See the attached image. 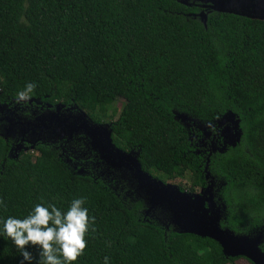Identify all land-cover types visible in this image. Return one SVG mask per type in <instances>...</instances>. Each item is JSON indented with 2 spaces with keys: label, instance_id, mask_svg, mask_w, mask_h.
Masks as SVG:
<instances>
[{
  "label": "trees",
  "instance_id": "1",
  "mask_svg": "<svg viewBox=\"0 0 264 264\" xmlns=\"http://www.w3.org/2000/svg\"><path fill=\"white\" fill-rule=\"evenodd\" d=\"M197 4L0 0V105L17 104L16 93L35 82L28 98L45 113L62 103L110 123L114 144L137 153L145 171L163 181L189 173L191 192L207 185L208 161L215 200L226 206L221 226L262 232L264 251V20L206 11L205 26ZM119 99L116 114L111 107ZM229 111L240 118V141L209 154L199 142L204 133L207 143L219 141L217 123ZM4 123L0 219L23 218L37 203L64 211L83 198L91 219L74 264H104V257L108 264H236L242 257L225 256L210 237L180 232L168 212L147 213L130 175L78 174L56 145L40 142L12 157L15 135L1 134ZM28 251L36 264L39 249ZM19 259L10 239H0V264Z\"/></svg>",
  "mask_w": 264,
  "mask_h": 264
},
{
  "label": "water",
  "instance_id": "2",
  "mask_svg": "<svg viewBox=\"0 0 264 264\" xmlns=\"http://www.w3.org/2000/svg\"><path fill=\"white\" fill-rule=\"evenodd\" d=\"M186 5L197 4L201 11L198 13L206 26V11L233 13L250 18L264 20V0H177ZM28 100V99H27ZM30 98L29 101H33ZM51 107V104L48 105ZM73 107H66L62 103L54 106V110L34 113L32 117L20 114L19 107L0 105V122L5 137L15 135V144L11 156L18 157L21 151L34 149L36 144H54L60 140L70 142L74 134H83L89 139L88 145L100 156L105 163L106 170L115 175L120 171L123 176H129L136 182L137 189L145 194L147 213L160 210L170 214L172 223L180 232L193 233L202 237L216 240L222 247L225 256H242L253 264H264V251L260 245L263 234L255 236L236 234L229 228L221 226L220 221L226 208L225 204L217 203L214 195V178L208 171V161L205 165V178L208 181L200 194L182 190L179 186L169 184L155 177L142 168L137 153L125 151L117 147L112 140L110 123H97L92 121L84 110L73 112ZM218 126L224 142L228 135L233 137L229 143L235 145L240 141V118L234 112H227L218 120ZM210 134L207 133L206 137ZM226 139V140H225ZM67 140V141H66ZM226 146L220 148L216 138L212 140L209 154L224 151ZM82 174V173H78ZM84 175V174H82Z\"/></svg>",
  "mask_w": 264,
  "mask_h": 264
},
{
  "label": "clouds",
  "instance_id": "3",
  "mask_svg": "<svg viewBox=\"0 0 264 264\" xmlns=\"http://www.w3.org/2000/svg\"><path fill=\"white\" fill-rule=\"evenodd\" d=\"M35 87V82H26L16 93L17 101L27 99ZM83 204V198H73L62 211L53 204L37 203L23 218L9 215L0 219V239H10L19 252L18 264H32L30 246L39 249L36 264H74L86 247L85 233L90 226ZM104 264H108V257H104Z\"/></svg>",
  "mask_w": 264,
  "mask_h": 264
},
{
  "label": "rangeland",
  "instance_id": "4",
  "mask_svg": "<svg viewBox=\"0 0 264 264\" xmlns=\"http://www.w3.org/2000/svg\"><path fill=\"white\" fill-rule=\"evenodd\" d=\"M123 103H124L123 99H119L118 101H116L114 105L111 107V112L112 110H115L116 114H118L123 106ZM220 138H221V143H220ZM207 139L208 138L206 137L204 133V137L199 142V147L201 146L204 147L207 141H209ZM212 140H210L209 149H211L212 147ZM231 140H233V137L230 131V134L228 135V140L224 142V137L221 135V137H219V141L217 142V144L220 146V148L224 146H232L231 143H229ZM63 143H64L63 147L62 148L60 147L59 149H60V157L62 161L65 163V165L73 172L93 175V171H94L93 166L88 165L87 161L84 158H82L83 152L80 149L79 151L75 150L73 146L70 147L71 144L67 146L65 142ZM59 144L61 143L60 142L56 143L57 146ZM52 145L54 146V144ZM75 148L78 149L77 147ZM113 178H114V175H113ZM165 182L175 185V186L182 185L184 188H186L185 189L186 191L191 192L189 189L192 185V180H191V175L189 173L184 178H176L173 180H167ZM203 188H204L203 186H198L195 188V191H193V193L200 194ZM235 263L236 264H252V262L249 259L244 258V257L237 259Z\"/></svg>",
  "mask_w": 264,
  "mask_h": 264
},
{
  "label": "flooded vegetation",
  "instance_id": "5",
  "mask_svg": "<svg viewBox=\"0 0 264 264\" xmlns=\"http://www.w3.org/2000/svg\"><path fill=\"white\" fill-rule=\"evenodd\" d=\"M15 106L19 107L20 111H26V110L31 111V115L32 114L34 115V113H37L40 110H41V112H44L43 111L44 107L41 105V103H39L38 101H34V100L33 101H29V98H28V100L25 99L23 101H19V102H17V104L12 105L11 107H15ZM58 142H60L61 144H59L58 146L56 145L57 148H60V147L62 148L63 145H64L63 142H65V141L64 140H60ZM80 142L84 144V148L76 149L74 143L80 145L79 144ZM88 143H89V139L86 138L83 134H74L72 136V138L70 139V142H65V144L67 146L71 144L70 147L73 146V148L75 150L79 151V149H80L83 152V155H82L83 157L82 158H84L87 161L88 165L93 166L94 171H93V175L92 176L95 179H102V180L112 179L113 175L110 174L106 170L105 163L99 158L100 156H98V154L88 145ZM38 144L39 143H37L36 146ZM207 146H209V143H207L204 147H207Z\"/></svg>",
  "mask_w": 264,
  "mask_h": 264
}]
</instances>
